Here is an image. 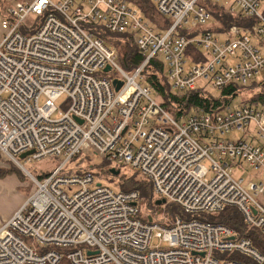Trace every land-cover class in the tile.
Instances as JSON below:
<instances>
[{
	"label": "built area",
	"instance_id": "1",
	"mask_svg": "<svg viewBox=\"0 0 264 264\" xmlns=\"http://www.w3.org/2000/svg\"><path fill=\"white\" fill-rule=\"evenodd\" d=\"M150 1L168 20L164 29L128 0L8 5L1 19L0 152L18 164L26 152L30 161L63 159L30 174L34 192L0 227V264L264 263L250 238L199 218L233 207L264 235V105L191 107L176 119L143 83L152 59L164 64L176 93L219 96L228 84L264 82V0ZM217 6L254 22L210 29L224 25ZM31 14L40 20L29 24ZM91 25L130 33L144 60L125 70L118 50ZM108 65L122 77L105 76ZM115 79L122 80L119 90ZM85 150L141 172L158 199L181 212L164 225L142 213L139 190L115 191L95 184L92 171L69 170ZM247 166L256 173L245 183L235 173Z\"/></svg>",
	"mask_w": 264,
	"mask_h": 264
},
{
	"label": "trees",
	"instance_id": "2",
	"mask_svg": "<svg viewBox=\"0 0 264 264\" xmlns=\"http://www.w3.org/2000/svg\"><path fill=\"white\" fill-rule=\"evenodd\" d=\"M128 1L142 9L143 13L151 21L157 23L160 28L164 29L168 25V20H166L158 12L150 0ZM214 9H216V6ZM215 17L222 20L224 25L220 28L214 25L210 28L213 30H226L233 24H243V22L248 24L254 22L253 18L241 19L239 17L230 15L228 12L222 8L220 9L218 6ZM90 27L94 33L118 50L120 64L125 70L133 71L144 60V55L140 52L130 33L111 32L99 25H91ZM190 48L192 51H195L194 45H191ZM143 76L145 83L152 89V91H155L157 96L160 97V101L164 108L167 111H170V113L176 119H180L182 116L186 115L190 111L191 107H202L208 111H218L223 109L225 106L232 103L234 97L240 93H245L248 96V99L245 101H248L254 105H264L263 81L254 82L247 88H240L237 85L228 84L222 88L219 96H212L208 93L198 90L185 93H176L171 90V87L165 77L164 64L158 59H152L147 64L143 70ZM91 168L92 166H89L86 168V170L92 171ZM12 170L14 169H10L9 172H12ZM3 175L4 174H2L0 177ZM134 189L140 191L141 198L144 197L142 203L140 204L142 213L144 214L146 211L145 207H148V205L151 206L152 203L151 200L149 201L151 194H153L152 187L146 180L142 181L136 179V176L125 179L121 185V190L123 191H130ZM155 205L157 204L155 203ZM171 207L172 218L166 221L160 220L164 225H168L169 221H173L174 216L181 212L180 207L177 205L173 204ZM199 218L209 222L223 223L233 228L237 232L238 236L250 238L254 245L264 253V235H262L254 227L247 226L244 223L241 213L236 208H226L224 211H221L217 214H202L199 216ZM227 256L249 261L247 257L241 256L238 253H227ZM61 264L70 263L67 260H63Z\"/></svg>",
	"mask_w": 264,
	"mask_h": 264
},
{
	"label": "rangeland",
	"instance_id": "3",
	"mask_svg": "<svg viewBox=\"0 0 264 264\" xmlns=\"http://www.w3.org/2000/svg\"><path fill=\"white\" fill-rule=\"evenodd\" d=\"M19 1L26 2L28 0H0L1 16H3L6 13V9L8 5H12V4L15 5ZM220 3H221L220 5H222L223 1H220ZM39 20L40 17L33 14H31L27 19L29 24L31 23L35 24ZM211 21L210 23H212ZM0 29L1 31H3L1 26ZM103 74L112 79L122 77L120 71L117 68H113L107 72H104ZM143 83L146 84L145 81ZM215 93L218 94L217 92ZM152 95L153 97H156L158 100H160V97L157 96L155 91L152 92ZM247 99L248 96L245 93H240L239 95L234 97L232 104L237 105L241 103V101ZM43 100L44 99L42 98L41 102ZM66 100H67L66 95H63L56 101V105L58 106L59 109H64L65 107L64 103L66 102ZM235 136L236 133L231 134V137H235ZM25 158H20V163L22 164L21 165L0 152V176L4 174L2 177H0V180L17 178L19 181L18 191H21L23 194H25V200H26L35 190V183L30 174L39 175V173L48 172L52 170L62 161L63 157H46L40 161H30ZM89 166H92L91 170L95 175V184L101 183L105 186L112 188L115 191H120L121 185L124 182V180L127 178H131L133 176H136V179L142 181L146 180L149 183V181L141 172H138L132 169L131 167L125 165L116 167L115 164L105 161L103 157L97 155L93 150L92 151L85 150L79 156L72 159L68 164V169L69 170L86 169ZM113 167H116L119 170V174L115 175L111 173L110 169ZM10 169H14V170H12V172H9ZM255 173L256 171L254 169L249 168L247 166L245 170L242 169L238 170L235 173V177L237 178L244 177L246 183L251 179L252 175ZM1 188H3L4 192L0 193V219L10 212L14 202L17 199V195L16 194L14 195L11 191H8L7 187L1 186ZM143 198L144 197L141 198L140 204L142 203ZM157 199L158 197L155 193L151 194L149 201L151 200L152 203L151 206L148 205V207H145L146 209L145 212L151 213L156 220H163V218L165 219V217H167L168 219L172 218L171 208L173 206L171 207V205L173 204H170V202H166L160 205H155ZM258 199L260 201H263L264 196H259ZM25 200L23 202H25ZM153 243L154 244L158 243V239L155 238L153 240ZM165 245L166 244H162V246Z\"/></svg>",
	"mask_w": 264,
	"mask_h": 264
},
{
	"label": "crops",
	"instance_id": "4",
	"mask_svg": "<svg viewBox=\"0 0 264 264\" xmlns=\"http://www.w3.org/2000/svg\"><path fill=\"white\" fill-rule=\"evenodd\" d=\"M1 19H2V16L0 14V26H1ZM2 35H3V31H1V29H0V40L2 38ZM1 186L7 187L8 191H11L14 195L16 194L17 195V199L14 202L13 207L10 210V212L0 219V227H1V225H3V223L6 220H8L14 214L15 211H17L23 205V203H24L23 201L25 200V194H23L21 191H18L19 190L18 189L19 181H18L17 178H15V179H5V180L1 179L0 180V193L4 192L3 188H1Z\"/></svg>",
	"mask_w": 264,
	"mask_h": 264
},
{
	"label": "water",
	"instance_id": "5",
	"mask_svg": "<svg viewBox=\"0 0 264 264\" xmlns=\"http://www.w3.org/2000/svg\"><path fill=\"white\" fill-rule=\"evenodd\" d=\"M109 69H110V65H108V66L106 67L105 70H109ZM113 83H114V85H115L116 90H119V88H120L121 85H122V80H120V79H115V80L113 81ZM30 153H31V152H26V153H24V154H21V158H25V157H26L28 154H30ZM110 171H111V173H113V174H115V175L119 174V170H118V169L111 168ZM98 184H99V183H98ZM155 203H156L157 205H160V204L166 203V200H165V199H157ZM149 219L151 220V218H149Z\"/></svg>",
	"mask_w": 264,
	"mask_h": 264
}]
</instances>
